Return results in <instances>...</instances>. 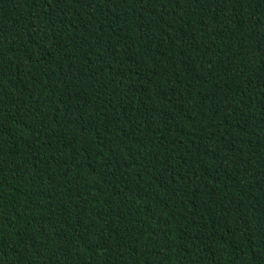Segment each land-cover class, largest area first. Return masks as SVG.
Returning a JSON list of instances; mask_svg holds the SVG:
<instances>
[{"label": "trees", "instance_id": "1", "mask_svg": "<svg viewBox=\"0 0 264 264\" xmlns=\"http://www.w3.org/2000/svg\"><path fill=\"white\" fill-rule=\"evenodd\" d=\"M0 264H264V0H0Z\"/></svg>", "mask_w": 264, "mask_h": 264}]
</instances>
